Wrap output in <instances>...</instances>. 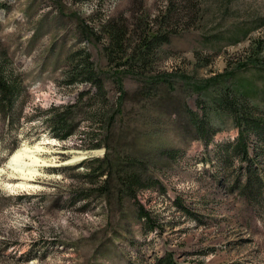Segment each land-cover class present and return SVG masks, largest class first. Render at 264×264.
<instances>
[{
  "label": "rangeland",
  "instance_id": "1",
  "mask_svg": "<svg viewBox=\"0 0 264 264\" xmlns=\"http://www.w3.org/2000/svg\"><path fill=\"white\" fill-rule=\"evenodd\" d=\"M85 59L101 95L73 75ZM2 63L17 97L0 106V264H264V185L232 191L239 130L205 87L249 83L264 120V0H0ZM72 105L74 135L55 138L42 118Z\"/></svg>",
  "mask_w": 264,
  "mask_h": 264
},
{
  "label": "trees",
  "instance_id": "2",
  "mask_svg": "<svg viewBox=\"0 0 264 264\" xmlns=\"http://www.w3.org/2000/svg\"><path fill=\"white\" fill-rule=\"evenodd\" d=\"M110 34L113 40L111 42H116V46L120 48L122 38L124 37L123 30L117 29L114 25L110 27ZM164 39L165 38H159V36L154 35V37H152V39H149V41H144L137 50L138 55L133 57V59H136L137 57L138 59H140L138 61L136 60L135 63H146L147 57L149 55L148 53L151 50V45L157 42H166L167 40ZM261 64L262 63H260V70L264 71ZM7 67V64L4 63L0 65V106L6 108H8L7 106H10L12 103H14L15 97H17V94L15 93L17 87H14L16 85L13 75L7 69ZM78 67H81L82 70H78ZM92 69L93 65L90 60L85 59L81 64L76 65L73 70V75H83L88 73L89 77L86 78V81L94 85V87L98 89V92L101 95L103 89L101 81L95 76ZM259 73L260 76H264V72L262 73L260 71ZM224 77V75L219 76V79L221 78V80L218 81H216L217 78L210 79V82L205 87H207L206 89L209 90L211 88L210 83L213 82L212 85H214L217 89V95L212 99L215 115L223 113L231 117L234 121V126L239 130V135L237 136L236 143L231 146L232 149L231 151H228L227 154L230 155L229 163L233 167H235L233 159L239 161V166L245 165L244 163H247L248 175H239L237 177L233 175L232 179L234 177L235 179L231 186V189L232 187H239L241 196L244 197V199L247 201L246 195L248 192H251L255 186H258L256 191L260 190L261 192L262 185H264V177L260 174V160L261 157L264 158V120L261 118L260 120L258 119L255 114V110H257V108L251 105L249 101V98L254 99L253 91L256 88L251 87L249 83H238V85L233 84L232 86H229L227 84H229L230 82L235 83L236 80H231L230 82H228L230 77H228L227 80H224ZM119 84L121 85V81H119ZM203 91H205V88L198 89L199 93ZM73 107L75 106H64V109L66 111L62 113H55V111H58V109L51 108L48 111L49 114L45 118H42L41 123L45 126L46 129L49 130V132H51V134L55 138L66 140L67 138L74 135L75 131L72 130V127L68 124V113L69 110H71ZM190 113L192 120L198 130V133L202 135L205 134L207 130L204 127V122L202 124L199 123L198 116L193 112ZM216 134L217 131L211 130V136H215ZM80 135L81 137L80 139L78 138V140L81 142V144H83L84 142H86L87 137L85 134ZM254 138H256L257 140H253ZM258 141L260 144H258ZM250 142H252L253 144H250ZM93 146H96L94 147L96 149L100 145L93 144ZM252 153L254 154V156L252 155ZM121 183L126 187L125 189L129 191H133L135 185H137L138 189H140L141 187L139 186V179L136 177L123 178ZM232 191L236 192L238 190L232 189ZM133 195H136L135 190L133 191ZM130 196L132 195L130 194ZM90 198V196H86L83 198V201H87ZM145 217L147 216L145 214H142V218L146 219ZM158 264H174V261L169 255L165 259H160L158 261Z\"/></svg>",
  "mask_w": 264,
  "mask_h": 264
},
{
  "label": "bare ground",
  "instance_id": "3",
  "mask_svg": "<svg viewBox=\"0 0 264 264\" xmlns=\"http://www.w3.org/2000/svg\"><path fill=\"white\" fill-rule=\"evenodd\" d=\"M14 157L17 158L16 156H14ZM14 157H13V158H14ZM15 158H14V159H15Z\"/></svg>",
  "mask_w": 264,
  "mask_h": 264
}]
</instances>
